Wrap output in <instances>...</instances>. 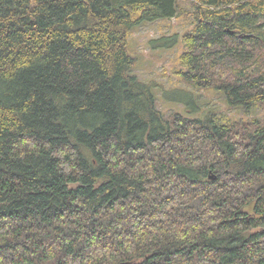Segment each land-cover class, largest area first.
<instances>
[{
  "label": "trees",
  "instance_id": "16d2710c",
  "mask_svg": "<svg viewBox=\"0 0 264 264\" xmlns=\"http://www.w3.org/2000/svg\"><path fill=\"white\" fill-rule=\"evenodd\" d=\"M180 17L150 48L264 110V0H0V264H264V119L164 116L133 74Z\"/></svg>",
  "mask_w": 264,
  "mask_h": 264
},
{
  "label": "rangeland",
  "instance_id": "374dc122",
  "mask_svg": "<svg viewBox=\"0 0 264 264\" xmlns=\"http://www.w3.org/2000/svg\"><path fill=\"white\" fill-rule=\"evenodd\" d=\"M189 22V20L180 17L145 24L131 32L129 48L137 58L133 74L140 81L151 86L156 108L164 116L178 112L188 117L203 118L209 113H215L219 118L238 122L250 121L253 118L264 119V110L261 106L252 107L248 111L231 109L226 105L221 94L209 90H196L180 80L176 75V70L178 68L177 57L182 49L181 42L168 50H152L150 48V40L173 33L181 35L190 28ZM183 92L189 95L193 102L192 106L170 101L166 97L167 93L171 99L178 98L189 103L187 95Z\"/></svg>",
  "mask_w": 264,
  "mask_h": 264
}]
</instances>
